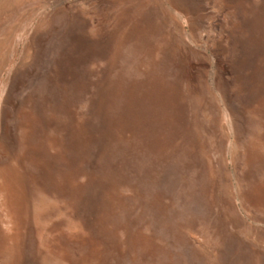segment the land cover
Masks as SVG:
<instances>
[{"label":"rangeland","instance_id":"1","mask_svg":"<svg viewBox=\"0 0 264 264\" xmlns=\"http://www.w3.org/2000/svg\"><path fill=\"white\" fill-rule=\"evenodd\" d=\"M0 145V264H264V0L4 7Z\"/></svg>","mask_w":264,"mask_h":264},{"label":"bare ground","instance_id":"2","mask_svg":"<svg viewBox=\"0 0 264 264\" xmlns=\"http://www.w3.org/2000/svg\"><path fill=\"white\" fill-rule=\"evenodd\" d=\"M22 1L24 0H0V15L3 13L4 7L6 6H9L10 8L16 7L20 3H22ZM32 54L33 53L30 50V46H28L25 50L21 64L27 60H30L32 58ZM5 156L6 153L2 148V145H0V157H5ZM14 201H15V193L13 189V184L11 182L10 171L7 169L5 170L0 168V207L5 211V213H7V215L12 214L14 208L13 206L15 203Z\"/></svg>","mask_w":264,"mask_h":264}]
</instances>
